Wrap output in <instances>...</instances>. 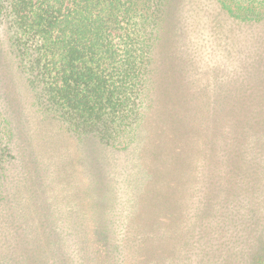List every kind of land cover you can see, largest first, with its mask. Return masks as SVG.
Listing matches in <instances>:
<instances>
[{
  "label": "trees",
  "instance_id": "trees-1",
  "mask_svg": "<svg viewBox=\"0 0 264 264\" xmlns=\"http://www.w3.org/2000/svg\"><path fill=\"white\" fill-rule=\"evenodd\" d=\"M206 1L264 40V0ZM196 3L0 0V26L12 31L37 104L65 131L119 151L145 131L149 180L133 222L159 253L142 264L260 262L255 244L240 246V238L264 233L246 200L251 186L264 195V42L235 72L219 75L189 47V25L198 32L208 21ZM2 115L0 185L13 134L4 135Z\"/></svg>",
  "mask_w": 264,
  "mask_h": 264
},
{
  "label": "rangeland",
  "instance_id": "rangeland-1",
  "mask_svg": "<svg viewBox=\"0 0 264 264\" xmlns=\"http://www.w3.org/2000/svg\"><path fill=\"white\" fill-rule=\"evenodd\" d=\"M200 5L209 13L208 21L198 32L189 25V47L217 65L219 75L220 70L229 75L252 59L253 45L261 47L264 40L257 36L258 28L236 25L221 9L211 10L206 0H197L193 8ZM11 38V29L1 25L0 114L9 122H4V135L13 134L12 157L0 185V264H142L145 254L158 255L155 243L145 240L133 222L149 180L140 156L145 131L140 128L136 141L123 151L65 131L37 104ZM250 189V221L258 227L264 223L263 187ZM259 235L240 238V246L255 244L254 255L262 259L250 256L246 264H264V245L256 242L257 237L264 240V233Z\"/></svg>",
  "mask_w": 264,
  "mask_h": 264
}]
</instances>
